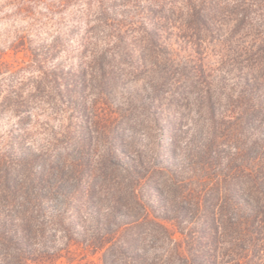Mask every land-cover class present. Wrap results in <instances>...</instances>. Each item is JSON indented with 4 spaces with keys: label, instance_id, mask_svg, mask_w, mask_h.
Returning a JSON list of instances; mask_svg holds the SVG:
<instances>
[{
    "label": "trees",
    "instance_id": "1",
    "mask_svg": "<svg viewBox=\"0 0 264 264\" xmlns=\"http://www.w3.org/2000/svg\"><path fill=\"white\" fill-rule=\"evenodd\" d=\"M5 11L26 25L0 43V123L12 120L0 127V264L54 255L49 229L66 225L104 264H264V0H0ZM19 52L30 61L11 68ZM138 81L143 93L127 91ZM175 106L195 108L213 161L193 164L190 185L152 156L120 159L115 142L105 159L56 158L142 120L167 134L160 155L177 147ZM169 181L187 206L172 205ZM55 193L65 206L53 211Z\"/></svg>",
    "mask_w": 264,
    "mask_h": 264
},
{
    "label": "rangeland",
    "instance_id": "2",
    "mask_svg": "<svg viewBox=\"0 0 264 264\" xmlns=\"http://www.w3.org/2000/svg\"><path fill=\"white\" fill-rule=\"evenodd\" d=\"M8 12H10V9H8ZM24 25H26L24 20L15 16H8L7 11L0 12V43L3 42V39L6 38V35H8L10 31L23 29ZM43 35L45 37H49L50 34L48 32H44ZM6 59H8L9 66L11 68L19 64L23 65L30 61V57L24 52H19L18 54L9 53L6 55ZM230 77L232 81L237 80L235 75H231ZM227 82L228 84L233 83L230 80ZM144 84V81L132 82L127 84L126 88L127 91L132 93H143L141 86ZM221 85L223 86L224 83H221ZM224 91V88H222V92ZM174 108H176L180 114L178 116L179 128L176 132L177 147L168 149L167 151L163 149L160 155L155 154V151L160 146L158 144L166 145V143L169 142L167 134H163L159 129L151 130L148 123L141 119L142 121L141 123H137L136 129L129 128L127 126L120 129V132L118 133V141L112 140L113 138L111 139L110 137H106L104 134H98L97 132L91 131V134L86 133L85 139L82 140V142L85 143V146L76 145L67 150H62L56 158L60 159L62 157L68 161L77 157L84 158V160H91L92 158H97V155H99L100 152H102L103 156L105 154L104 147L108 146L111 142H115L113 145H116L115 147L119 151L120 159L126 160L129 155L132 157L137 153L140 154L141 158H145L146 160L151 159L152 156V162H163V164H170L171 166L176 165L179 170L182 171V173L180 172L181 174H178L177 178L186 182L182 183L185 186H187L186 184L190 185L191 181L188 179L191 178L190 176H193L191 173L193 164H199L204 168L213 165L209 152H207V147H205V144L209 143V141L206 139L203 122L199 120V116L196 114L197 112L194 107L188 106L183 109L182 107L180 108L175 106ZM169 116L172 118V115ZM70 120L71 118L67 114L64 118L65 123H70ZM9 121L12 120H9L8 116H3L0 127L5 128L7 122ZM59 123L58 118L52 122L55 127H57ZM36 137L40 139L42 135H38ZM220 150L222 152V156H227L230 152L229 148L225 146ZM103 157V159H105L106 156L104 155ZM105 171L109 172V174L113 176L112 169L109 168ZM165 187L169 190L168 196L172 200V205H178L180 203L183 206L188 205V202L180 196V189H178L172 182L169 181L168 185ZM146 188L147 185L144 184L143 189ZM141 194L146 200L149 199L156 203V205H159L156 198L152 200V195L149 196V194L143 190L141 191ZM64 206V196L61 193L53 194L49 200V209L56 211L63 209ZM121 212L123 211L121 210ZM166 224L172 230L173 236L177 243L181 246L182 252L185 253L186 247L183 234L172 221H167ZM111 226L117 227L114 223H112ZM64 227V232H61L60 230L54 231L53 228L49 229V235L51 236L49 245L56 249V253L54 255L23 258L20 261H15L12 259L13 257H10V261L15 262L14 264H104L103 257L105 250L84 245L82 241H80L82 239L78 234V232L81 231V228L76 230V228H73L74 226L70 225H66ZM65 234H67L69 239H65ZM142 244L148 250H154L158 247L160 242L155 238L148 237ZM8 251L12 252L13 248H9Z\"/></svg>",
    "mask_w": 264,
    "mask_h": 264
}]
</instances>
